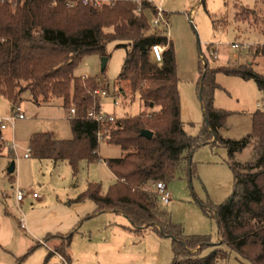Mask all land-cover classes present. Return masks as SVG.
Instances as JSON below:
<instances>
[{
    "label": "trees",
    "instance_id": "1",
    "mask_svg": "<svg viewBox=\"0 0 264 264\" xmlns=\"http://www.w3.org/2000/svg\"><path fill=\"white\" fill-rule=\"evenodd\" d=\"M137 10L138 5L132 1L69 8L65 0H58L55 6L51 0H0V96L13 110L25 92L37 104L60 98L65 110L75 109V117L69 120L73 139L34 134L29 142L34 159L69 162L76 177L82 162L102 161L98 153L100 137L124 152L120 158L105 160L116 178L108 192L103 194L100 184L89 183L74 203L91 201L97 207L95 214L114 211L129 220L134 232L142 235L152 230L170 239L172 264H229V252L251 264H264V112L252 115L251 134L231 140L220 136L230 114L215 107V94L221 88L216 82L218 74L254 81L263 96L264 74L251 63L212 68L210 58L201 52L197 87L204 127L199 136L188 135L182 121L175 45L152 28L150 15L146 14H153L150 3H142V13ZM112 42L126 50L116 94L127 99L129 95L139 96L146 108L154 104V110L98 123L88 115L90 111H102V98L95 94L100 85L97 79H82L74 72L86 56L99 54L107 58L106 48ZM155 45L166 47L160 65L151 56ZM143 130L152 132L153 138L143 137ZM1 140L0 133V154ZM253 142L251 160L236 162V155ZM208 144L228 150L235 178L231 197L209 212L218 224L221 241L217 244L206 236H186L183 227L174 224L161 208L156 190L158 183L167 186L175 180L184 163L191 168L192 153ZM76 232L50 235L45 241L63 242L57 253L70 262L69 250ZM40 247L38 244L32 248L28 256ZM206 251L210 253L205 255Z\"/></svg>",
    "mask_w": 264,
    "mask_h": 264
},
{
    "label": "rangeland",
    "instance_id": "2",
    "mask_svg": "<svg viewBox=\"0 0 264 264\" xmlns=\"http://www.w3.org/2000/svg\"><path fill=\"white\" fill-rule=\"evenodd\" d=\"M150 1L168 12L172 31L170 39H175L174 34L178 37V43L177 38L174 43L178 60L182 121L186 133L197 137L204 127V113L197 87L200 53L210 58L212 68L251 63L257 72L264 74V0ZM194 9L190 24L189 16ZM148 12L146 14L150 15ZM149 19L151 22L152 15ZM234 43L248 45L250 48L239 52L232 49L231 45ZM117 45L116 42L107 45L108 63L104 72L103 57L92 54L83 58L74 75L82 79H97L100 88L107 89L109 93L101 100L102 109L109 115L116 114V119H122L149 110L139 96L129 95L128 99L119 96L120 106L114 104L118 77L126 60V50ZM216 82L221 88L216 91L215 107L230 114L225 127L220 130V136L224 139L241 140L252 133V115L257 111L264 112V96L255 82H245L223 73L217 75ZM20 98L21 102L17 103L16 108L20 107L25 119L18 120L14 127L2 131L4 139L9 144L14 142L16 148L9 151L7 143L1 141L0 264H44L46 252L50 254V250L41 246L40 241H45L50 233L56 234V229L62 230V233L78 229L79 233L74 236L71 246V250L74 249L78 255L85 252L86 243L92 237L94 245L88 246L86 252L90 249L93 256H90L86 264H172V241L156 238L153 234L145 235L140 240L120 242L119 246L114 244L113 252L105 253V244L96 248V241L106 242L111 238L103 228L109 216L88 219L87 214L91 213L89 208L85 207L86 211L79 213L77 209L82 205H68V201L76 199L89 183L100 184L102 193L106 194L113 185V174L105 160L120 158L124 152L120 147L101 142L98 153L102 161L94 164L82 162L76 177L69 162L56 164L33 157L26 159L25 154L34 134L54 131L57 133L54 138L71 140L73 133L69 114L58 104L57 98L48 105H38L29 92L23 93ZM15 113L17 110L12 111L9 102L0 98V119L14 116ZM254 146L253 142L236 155L235 161L243 164L249 162ZM191 162V168L184 163L175 180L167 184L171 202L168 205L160 202V205L168 212L174 224L183 227L186 236H206L217 244L221 241L218 224L209 212L224 204L234 192L235 178L228 150L219 144H208L192 153ZM11 164L15 165L14 174L9 173ZM18 189L30 193L23 203L17 202ZM33 194H37L38 198L34 199ZM90 205L94 207L93 202ZM78 214L82 216L80 219H77ZM22 222L24 229L21 227ZM111 230L109 228L107 231ZM56 241L52 243L53 239L47 242L51 251L57 252L58 247L63 248L64 243ZM38 244L41 247L28 256ZM208 253L210 251L204 254ZM71 254L73 256V250ZM95 254L99 256L95 257ZM229 255V264H251L240 259L234 252H229ZM58 262V256L54 255L48 264Z\"/></svg>",
    "mask_w": 264,
    "mask_h": 264
},
{
    "label": "built area",
    "instance_id": "3",
    "mask_svg": "<svg viewBox=\"0 0 264 264\" xmlns=\"http://www.w3.org/2000/svg\"><path fill=\"white\" fill-rule=\"evenodd\" d=\"M12 1H17V0H12ZM25 1V0H21ZM52 5L55 6L58 2V0H51ZM124 1H132L138 5V13H142V3L143 2H148L147 0H65L67 7L73 8L76 5L80 4L83 6H114L117 3L124 2ZM153 14H152V19H151V25L152 28L161 36H164L167 38V40L170 42V36H171V23H170V18L169 14L162 8L153 6ZM232 49L241 52L242 50H248L250 46L248 45H241L240 43H234L231 45ZM166 50V47L163 45H155L153 46L151 50V56L152 59L154 60L155 63L157 64H162L163 62V54L164 51ZM95 94L99 96L100 98H105L109 95L107 89H102L99 88ZM115 106H120V102L118 99L114 100ZM14 116L8 117L6 119H0V133L2 134V140L3 138V133L2 131L7 130L9 127H14L16 122L18 120H23L25 119V115L23 114L22 110L20 107L16 108L13 111H16ZM76 115L75 109H71L69 113V120L73 119ZM88 118L91 120H94L98 123H103V122H114L116 118L113 115H109L107 113H104L103 111L96 112V111H90ZM104 139L102 137L99 138V142H103ZM16 148V144L13 142L12 144L7 143V149L9 151H14ZM31 157V151L28 149L27 153L25 154V158L28 159ZM156 190L158 192V195L160 197V200L163 204L168 205L171 202V194L167 190V186L165 183H158L156 185ZM30 193H25L22 189H18L16 191V198L18 203H22L29 195ZM33 198L36 199L38 198L37 194H33ZM21 227L24 229L25 225L22 222ZM41 246L47 247L50 250V253L53 255H57L59 262L58 264H72L68 262L62 255L58 254L57 252L51 251L49 248L47 242L45 241H40Z\"/></svg>",
    "mask_w": 264,
    "mask_h": 264
},
{
    "label": "crops",
    "instance_id": "4",
    "mask_svg": "<svg viewBox=\"0 0 264 264\" xmlns=\"http://www.w3.org/2000/svg\"><path fill=\"white\" fill-rule=\"evenodd\" d=\"M148 2H150L151 4H153V6H155L154 5V3L153 2H151L150 0H147ZM194 11H195V9L194 10H192L191 11V13H190V16H189V22H190V24H192V17H193V15H194ZM148 13H150V12H148ZM168 13V12H167ZM151 15V14H150ZM175 35V39L177 38V43H178V37L176 36V34H174ZM175 39H171V41L174 43L175 41ZM174 45H175V43H174ZM234 58H235V56H234ZM178 61V60H177ZM238 78V77H237ZM199 79H200V77H199ZM199 79H198V81H199ZM242 80V79H241ZM244 81V80H243ZM245 82H254V81H245ZM179 85H180V83H179ZM180 91V90H179ZM217 93V92H216ZM116 99H118L119 98V95H117L116 94ZM0 98H3V97H1L0 96ZM56 98H52V99H50L48 102H40L38 105H48L50 102H52L53 100H55ZM200 99V98H199ZM57 100H59L58 101V104H60V106H62L63 107V100L62 99H60V98H57ZM201 102V101H200ZM216 103H217V96H216V94H215V106H216ZM10 104V103H9ZM202 105V104H201ZM181 106H182V104H181ZM10 107L12 108V111H13V107H12V105L10 104ZM64 108V107H63ZM149 111H147V112H151V111H153L154 110V107L153 108H151V107H149V109H148ZM66 111V113H68L69 114V111L68 110H65ZM102 111L104 112V113H106V111H104L103 109H102ZM24 114V113H23ZM115 115L116 114H113V116L115 117ZM69 117V116H68ZM45 133H49V134H51L52 136H53V138L57 135V133L56 132H54V131H46ZM4 138V137H3ZM56 139V138H55ZM56 140H60L59 138H57ZM4 141L6 142V143H8L7 142V140L6 139H4ZM29 159V158H28ZM56 164H58V163H56ZM16 170V169H15ZM15 173V172H14ZM113 174V173H112ZM116 182V178H115V176L113 175V183L112 184H114ZM78 197V196H77ZM90 202L91 201H86V202H83V203H74L73 202V200H69L68 201V205H72L73 204V206L74 205H76V204H80V205H82V207H80V208H78L77 209V211H79V213H82V212H85L84 211V208L85 207H87V208H89L90 210L89 211H91V213H89V214H87V217L88 216H90V215H92V218L91 219H93V218H100V217H102V216H109L108 217V220L106 221V223L104 224V226H103V228H105V230H104V232H107L108 234H110L111 235V238H109L106 242H103V240H98V241H96V245H97V247L96 248H98V247H101L103 244H105V247H103V249L104 250H106L105 251V253H107V251H112L113 252V245L114 244H117L118 246H119V243L120 242H128V241H134L135 239L136 240H140L139 238H143L145 235H147L148 236V234H153L154 236H156V238H160L161 239V237H159L156 233H154L152 230H147L145 233H143L142 235H140V234H138V233H136V232H134L132 229H131V224H130V222H129V220H127V218L124 216V215H122V214H120V213H117V212H114V211H107V212H105V213H103V214H95V211H96V209H97V207H96V205H95V203H94V207H90L91 205H90ZM23 203V202H22ZM72 214H74V212L72 213ZM81 214H78L77 215V219H80L82 216H80ZM63 226V225H62ZM61 226V227H62ZM109 228H112V230L111 231H107ZM114 228V229H113ZM77 230V232L74 234V236L76 235V234H78L79 232H78V229H76ZM62 230H60V229H56L55 230V232H56V234H49V235H47V236H53V237H57V236H59V235H66V234H68V233H62L61 232ZM116 237H118V239H116ZM74 238V237H73ZM124 238H126V240H124ZM152 238H154V237H152ZM86 239V238H85ZM114 239H116L115 241H114ZM163 239V238H162ZM57 239H54V242H52V243H56L57 241H56ZM154 240V239H153ZM49 243V242H48ZM52 243H50V244H52ZM72 243H73V239H72V242H71V246H72ZM94 245V240L92 239V237L90 236V240H89V242L88 243H86V246L88 247H91V246H93ZM87 247H86V249H87ZM86 249L84 250L85 252H83L82 254H81V252L79 253V255L78 254H76V252L74 251V249H72L73 250V256H72V250H71V247H70V250H69V253H70V257H71V261H70V263H72V264H86V263H88L89 262V260H90V256H93V254H91V251H90V249H88L87 250V252H86ZM46 254H47V256H46V259H47V257L49 256V253H47L46 252ZM81 254V255H80ZM52 256H54V255H52ZM99 255L98 254H95V257H98ZM52 257H50L49 258V261H50V259H51ZM46 261V260H45ZM49 261H48V263H49Z\"/></svg>",
    "mask_w": 264,
    "mask_h": 264
},
{
    "label": "water",
    "instance_id": "5",
    "mask_svg": "<svg viewBox=\"0 0 264 264\" xmlns=\"http://www.w3.org/2000/svg\"><path fill=\"white\" fill-rule=\"evenodd\" d=\"M107 63H108V58H103L102 59V71L103 72L106 70ZM150 107L153 108L154 104H151ZM141 135L143 137L147 138V139H152L153 138V133L150 132V131H147V130H143ZM14 172H15V165L11 164V166L9 168V173L10 174H14Z\"/></svg>",
    "mask_w": 264,
    "mask_h": 264
}]
</instances>
